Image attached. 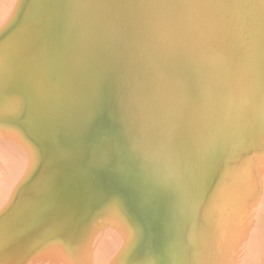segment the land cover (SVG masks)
Returning a JSON list of instances; mask_svg holds the SVG:
<instances>
[{
    "label": "bare ground",
    "instance_id": "obj_1",
    "mask_svg": "<svg viewBox=\"0 0 264 264\" xmlns=\"http://www.w3.org/2000/svg\"><path fill=\"white\" fill-rule=\"evenodd\" d=\"M0 264H264V0H0Z\"/></svg>",
    "mask_w": 264,
    "mask_h": 264
}]
</instances>
